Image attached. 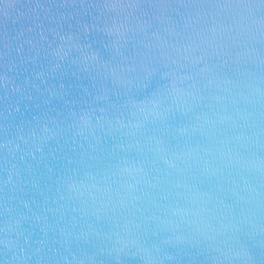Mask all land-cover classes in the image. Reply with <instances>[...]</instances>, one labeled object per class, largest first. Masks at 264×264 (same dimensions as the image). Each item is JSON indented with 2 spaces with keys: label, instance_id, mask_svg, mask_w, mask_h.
Returning a JSON list of instances; mask_svg holds the SVG:
<instances>
[{
  "label": "water",
  "instance_id": "95a60500",
  "mask_svg": "<svg viewBox=\"0 0 264 264\" xmlns=\"http://www.w3.org/2000/svg\"><path fill=\"white\" fill-rule=\"evenodd\" d=\"M0 264H264V0H0Z\"/></svg>",
  "mask_w": 264,
  "mask_h": 264
}]
</instances>
